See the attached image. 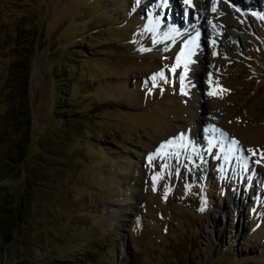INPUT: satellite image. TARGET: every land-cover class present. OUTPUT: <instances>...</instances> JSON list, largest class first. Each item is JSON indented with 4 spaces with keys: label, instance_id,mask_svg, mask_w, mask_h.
Returning <instances> with one entry per match:
<instances>
[{
    "label": "rangeland",
    "instance_id": "obj_1",
    "mask_svg": "<svg viewBox=\"0 0 264 264\" xmlns=\"http://www.w3.org/2000/svg\"><path fill=\"white\" fill-rule=\"evenodd\" d=\"M200 1L0 0L1 258L264 264V0H216L218 23L226 6L248 16L215 53ZM186 8L196 23L183 27ZM30 37L21 100L16 42ZM70 43L81 50L55 96L49 72ZM205 64L210 74H196ZM207 111L227 134L211 152L195 123Z\"/></svg>",
    "mask_w": 264,
    "mask_h": 264
},
{
    "label": "bare ground",
    "instance_id": "obj_2",
    "mask_svg": "<svg viewBox=\"0 0 264 264\" xmlns=\"http://www.w3.org/2000/svg\"><path fill=\"white\" fill-rule=\"evenodd\" d=\"M150 5H151V7H153L156 4H154V2H151ZM231 5H232V2H231ZM140 6H142V5L140 4ZM183 6H186V5H183ZM215 7H216V11H213L212 10L213 0H203V1L199 2L198 7L196 9L198 12L205 13V23H203L202 25L207 26L206 28H204V27L203 28L205 30L204 32L206 33V36L208 37V39H206V41L208 42L209 51L211 53H215L219 50L223 51V48H221L222 44H225L226 42L233 40L236 36L235 30L238 29L242 25L239 19H242V18L245 19V18H247L245 16L246 15L248 16V14L246 12L245 13H242L240 11L237 12V11H235V9H231L230 6H226L227 7V13H228L226 16L227 18L225 17V19L223 21L218 23L216 16H217V13L219 11L217 10L218 6H217L216 0H215ZM175 8H176V6H175ZM177 10L176 11L179 12V9H177ZM252 12H255V11H252ZM233 15H236V16H233ZM183 16L185 17V19H183V21H182L183 27H186V25H185L186 22L187 23H196L195 21H191V22L186 21V18L188 17L186 11L184 12ZM178 22H179V24L181 23L180 21H178ZM175 27H177V26H175ZM196 28H197V30H194L191 27H190V29H187V28L186 29L188 31L194 30L193 33H195L197 36V33L201 32L202 27L199 25V27H196ZM179 32H182V31H179ZM187 41H191V39H189ZM213 41H215V43H213ZM195 43H196V41H195ZM202 44H203V42H202ZM188 45H189V48H191V46L193 44L189 43ZM189 48H187L186 50L188 51ZM205 48H207V47H205ZM200 57H201L202 63H207L208 65H210L212 63V61L215 60V58L209 57V56H207V54H205V55L203 54V56H200ZM209 72H210V70L208 69L207 65L205 64V65H203V67L200 70L196 71V74L202 73L203 75L204 74L209 75L210 74ZM207 112L209 113V111H207ZM209 114L206 113V114L200 116L199 119L197 120V122L195 121V123L201 124L200 126L204 127V139L207 141V143H208L209 139L214 141L213 139H214L215 135L219 134V132H214L211 129H208L209 125H212L214 128L221 130V128L218 126V125H220V124H218L219 123L218 121L221 120L220 117H221L222 113L218 112V113H213V115H211V114L209 115ZM205 129H208V131H205ZM197 135H198V133H197ZM187 138H189V135H187ZM229 147H231V145ZM227 152H228V150H227Z\"/></svg>",
    "mask_w": 264,
    "mask_h": 264
},
{
    "label": "trees",
    "instance_id": "obj_3",
    "mask_svg": "<svg viewBox=\"0 0 264 264\" xmlns=\"http://www.w3.org/2000/svg\"><path fill=\"white\" fill-rule=\"evenodd\" d=\"M45 19H46V17H45ZM35 33H36V29L34 28L32 30V32L30 33V35L31 36H35ZM37 35H38V33H36V36ZM32 38L33 37L28 38L27 41L25 42V44L22 43V42L20 43V41H18V40H17V42L15 41L17 46H19L18 44H20V46L17 47V50H18V54L20 56L19 57L20 59L18 58L19 60L18 59L15 60V82L17 83V86H18V96H19V98L21 100L26 98V91L28 90L29 54L31 53L32 44L34 42L33 41L34 38L33 39ZM86 41H87V39L85 38V40L81 44L85 43ZM73 42H75V40ZM71 43L68 44L69 45L68 48L64 47L62 49V50H66V53H69L68 50H69L70 47L76 48L70 54L71 56L65 57L63 60H58L57 59L56 63H53L52 62L50 72H49V68H48V72L51 75L52 80H53L52 87H53V89H56L55 90V96L56 95H61L58 92V90H61L62 91V88H64V86H66V80L69 77L71 78L73 76V75H70V73L67 70V65H68L69 58L74 59L72 57V54L74 52L78 51V50H81V48L79 47V45H81V44H78L77 43V46L76 45L72 46ZM75 82H74V84H75ZM72 85H73V83H72ZM63 92H65V88H64V91ZM65 101L68 102V103H70V101H68V99H65ZM67 107L68 106H65V107L62 106V107L57 108L55 110H56V112H61L63 110H67ZM57 116H58V119L57 120L58 121H61V119H62L63 116L60 115V114H57ZM212 257L214 259L215 255L212 256ZM46 258H47V255H45L44 252H41L40 254L37 253L35 256L27 253L26 255L17 256L16 258H13V259L12 258L11 259H5L4 257L3 258L0 257V264H37L38 261H40V262L41 261H44V260H46Z\"/></svg>",
    "mask_w": 264,
    "mask_h": 264
},
{
    "label": "snow or ice",
    "instance_id": "obj_4",
    "mask_svg": "<svg viewBox=\"0 0 264 264\" xmlns=\"http://www.w3.org/2000/svg\"><path fill=\"white\" fill-rule=\"evenodd\" d=\"M161 2H162V3H167V0H161ZM183 3H184L185 5H188L189 7H192V6H193V5L191 4V0H183ZM188 10H189L188 8L185 9L186 12H187ZM212 10H213V11H216L215 0H213V8H212ZM262 18H264V17H262ZM165 35H167V33H165ZM198 35H199V33H197V36H198ZM195 41H196V37H192V38H191V41H186L185 44L188 45V44L190 43V44H193V45H194V44H195ZM213 43H215V41H213ZM141 50H143V49H141ZM190 51H191V49L189 48V52H190ZM182 53H183V49H182ZM179 59H180V57L178 56V57H177V62H178L177 65H176V66H173V67L171 68V71H172L173 73L176 72V67L179 66ZM157 75L162 76V72H161V73H157L156 75H154V76L152 77L153 81H155ZM180 78H181V82H183V80H184V74H181V77H180ZM209 95H212V93H209ZM208 129H211V130L214 131V132H219L220 135H221V137H226V136H227L226 133H223L220 129H216V128H214L212 125H209V126H208ZM208 129H205V131H208ZM180 139H183V136H182V135H181ZM165 144H167V145H172V144H173V140L170 139V140H168L167 142L162 143V144L158 147L157 151H159L160 149H163V148L165 147ZM230 144H231V147H229V149H228L229 152H234V151L239 150V149H238V141H236L234 138L231 139ZM208 145H209V147H208L207 151L211 152L212 147H213V141H212L211 139L208 140ZM222 147H223V146H222ZM248 151L252 152L253 155L256 154L255 151H253V150H248ZM260 155H261V159H264V152H261ZM226 158H227V157H226ZM149 159H151V154H150ZM243 159H247V157H244ZM255 163L259 164V163H261V160H256ZM153 179L155 180V177H153ZM165 195H166V194H165ZM201 210H203V209H201Z\"/></svg>",
    "mask_w": 264,
    "mask_h": 264
}]
</instances>
